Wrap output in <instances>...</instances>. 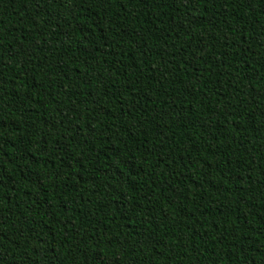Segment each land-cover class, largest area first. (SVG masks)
<instances>
[{
	"label": "trees",
	"instance_id": "obj_1",
	"mask_svg": "<svg viewBox=\"0 0 264 264\" xmlns=\"http://www.w3.org/2000/svg\"><path fill=\"white\" fill-rule=\"evenodd\" d=\"M0 264H264V0H0Z\"/></svg>",
	"mask_w": 264,
	"mask_h": 264
}]
</instances>
